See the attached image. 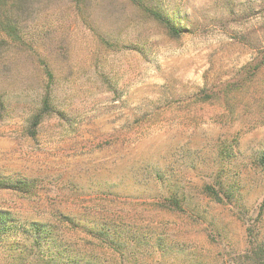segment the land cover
I'll use <instances>...</instances> for the list:
<instances>
[{"label": "rangeland", "instance_id": "rangeland-1", "mask_svg": "<svg viewBox=\"0 0 264 264\" xmlns=\"http://www.w3.org/2000/svg\"><path fill=\"white\" fill-rule=\"evenodd\" d=\"M3 1L0 212L70 228L127 203L152 239L125 264H237L264 240V0ZM175 192L184 211L161 207ZM0 264L28 263L0 244Z\"/></svg>", "mask_w": 264, "mask_h": 264}, {"label": "trees", "instance_id": "trees-1", "mask_svg": "<svg viewBox=\"0 0 264 264\" xmlns=\"http://www.w3.org/2000/svg\"><path fill=\"white\" fill-rule=\"evenodd\" d=\"M0 0V31L14 41L20 37L19 25L15 23L16 16L12 10L5 9ZM154 18L160 21L166 30L177 35L175 26L168 19L156 11L151 12ZM49 77L53 74L48 71ZM54 110L49 93H46L43 108L35 116L33 127L40 124L43 115L53 114ZM264 164V155L261 159ZM2 182H0V185ZM216 202L221 203L220 195L210 188L207 190ZM177 192L164 199L161 207L165 210H183V201L179 199ZM114 210L103 211L105 215L85 216V221H76L68 216H60L67 228H62L60 223L52 222H28L23 221L11 212H0V244L11 249L15 260H25L28 264H125L132 252L131 245L136 249L144 241H149L146 233L141 228L133 227L130 221V212L127 203L112 201ZM140 221V220H139ZM141 222V221H140ZM29 235L32 241L30 246H25L14 240L18 234ZM248 249L240 255L241 261L237 264H264V240L250 236ZM147 239V240H146ZM159 248L166 253L168 248L164 235L157 239ZM164 245V247H163ZM183 250V249H182ZM17 251H22L19 253ZM102 251V252H101ZM186 254V251H181Z\"/></svg>", "mask_w": 264, "mask_h": 264}]
</instances>
